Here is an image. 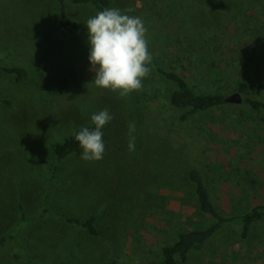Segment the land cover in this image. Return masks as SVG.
Returning <instances> with one entry per match:
<instances>
[{"label":"rangeland","instance_id":"1","mask_svg":"<svg viewBox=\"0 0 264 264\" xmlns=\"http://www.w3.org/2000/svg\"><path fill=\"white\" fill-rule=\"evenodd\" d=\"M65 2L80 23L68 37L57 0H0V64L28 71L19 82L0 70V237L12 235L0 264H153L179 231L213 221L199 209L191 168L226 216L264 202L260 113L226 102L182 121L170 102L177 85L156 69L225 97L238 80L264 81V0H112L142 18L152 55L143 88L127 97L93 83L85 24L98 11ZM248 94L264 101V90ZM105 108L113 119L103 159L82 160L78 146L54 173L52 144ZM93 213L95 235L68 220ZM185 264H264V220L247 236L239 223L224 226Z\"/></svg>","mask_w":264,"mask_h":264},{"label":"trees","instance_id":"2","mask_svg":"<svg viewBox=\"0 0 264 264\" xmlns=\"http://www.w3.org/2000/svg\"><path fill=\"white\" fill-rule=\"evenodd\" d=\"M57 1L61 12L59 21L60 35L62 37L71 36L78 32L80 23L70 15L65 0ZM72 2L76 4H91L98 12L107 8H113L112 0H72ZM156 69L159 74L175 82L177 85L170 94V102L172 106L183 111L179 117L180 120L186 121L194 113L210 111L226 104L225 95L223 93L197 90L185 73L169 67L164 68L162 66H157ZM0 70L14 74L16 80L19 82L25 80L28 76V71L20 66H6L0 64ZM236 90L241 94L264 90V81L252 84L243 80H238ZM243 103L249 104L252 109L260 113V122L264 127V115L262 114L264 112V101L248 94L243 97ZM84 127L94 130L95 126L91 122ZM75 134L76 133L70 134L63 140L52 144L51 147L55 156V164L53 167L54 173L57 172L59 163L71 155L79 146L78 142L75 140ZM188 177L194 184V190L198 199L200 211L211 216L213 221L201 228L195 227L179 231L177 240L171 244L165 245L162 249L161 256L153 264L188 263L189 260L193 258V255H195L198 250L202 249L208 240L224 226L230 225L231 223H239L242 226V235L247 236L254 223L264 220V202H257L246 213L226 216L216 209L202 172L198 168H191ZM242 189L244 191V188ZM43 212H45V210ZM22 216H25L24 213ZM97 217V214L93 213L87 218L68 217V220L73 224L87 229L89 233L95 235L99 233L96 224ZM9 237H12V235L0 237V250L5 247L8 240L7 238ZM11 256L14 259H20L19 254L16 252H12ZM30 264L42 263L33 260Z\"/></svg>","mask_w":264,"mask_h":264},{"label":"clouds","instance_id":"3","mask_svg":"<svg viewBox=\"0 0 264 264\" xmlns=\"http://www.w3.org/2000/svg\"><path fill=\"white\" fill-rule=\"evenodd\" d=\"M132 9L107 8L86 22L89 62L97 88L127 97L143 88L142 81L151 73L152 55L148 50L147 28L142 18L130 16ZM113 119L107 108L91 115L94 130L81 127L75 140L84 161L103 159L105 144L102 129ZM135 124H128V150L135 151Z\"/></svg>","mask_w":264,"mask_h":264},{"label":"water","instance_id":"4","mask_svg":"<svg viewBox=\"0 0 264 264\" xmlns=\"http://www.w3.org/2000/svg\"><path fill=\"white\" fill-rule=\"evenodd\" d=\"M226 102L231 103H242L243 102V95L239 91H235L230 95L225 97Z\"/></svg>","mask_w":264,"mask_h":264}]
</instances>
